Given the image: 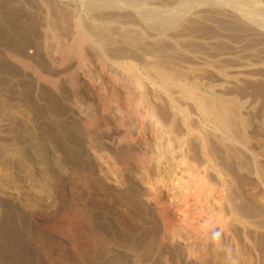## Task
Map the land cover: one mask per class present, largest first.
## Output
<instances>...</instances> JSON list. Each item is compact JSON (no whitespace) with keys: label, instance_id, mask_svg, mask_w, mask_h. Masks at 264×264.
I'll use <instances>...</instances> for the list:
<instances>
[{"label":"rangeland","instance_id":"obj_1","mask_svg":"<svg viewBox=\"0 0 264 264\" xmlns=\"http://www.w3.org/2000/svg\"><path fill=\"white\" fill-rule=\"evenodd\" d=\"M73 2L0 0V264H264V0Z\"/></svg>","mask_w":264,"mask_h":264},{"label":"bare ground","instance_id":"obj_2","mask_svg":"<svg viewBox=\"0 0 264 264\" xmlns=\"http://www.w3.org/2000/svg\"><path fill=\"white\" fill-rule=\"evenodd\" d=\"M55 2H57V3H67V2H69V1H71V0H54ZM106 1V0H105ZM219 1V0H218ZM74 2H75V0H74ZM73 2V3H74ZM78 2V1H77ZM90 2V1H89ZM223 2V1H222ZM221 2V3H222ZM80 3V2H79ZM82 3V2H81ZM95 3V2H94ZM119 3V2H118ZM201 3V2H200ZM224 3V2H223ZM262 3V2H261ZM97 4V3H96ZM114 5H115V3H113ZM117 4V3H116ZM120 4L122 5V3H119V6H120ZM155 4V3H154ZM199 4V3H198ZM202 4V3H201ZM203 4H205V2L203 3ZM99 5H101V4H99ZM103 5V4H102ZM106 5V4H105ZM118 5V4H117ZM134 5V4H133ZM156 5H157V3H156ZM162 5V4H161ZM215 5H217V4H215ZM219 6H221V7H223L224 8V10H225V12H227L234 20L236 19V20H238L240 23H241V25H243L244 27H245V29H246V32L248 33L249 32V34H261V35H264V24H262V23H264L263 21L264 20H262V21H260L259 19H258V21L257 20H255V19H253L252 18V15H251V17H248L249 16V14H253L254 15V13H250V10H247V11H249V14H248V16H246L245 15V12H247V11H243L244 13L242 14L238 9H236V8H230V7H224V5L225 4H218ZM227 5V4H226ZM225 5V6H226ZM74 6H76V4L74 3ZM107 6V5H106ZM113 6V5H112ZM125 6V5H124ZM178 6V5H177ZM209 6V5H208ZM264 6V5H263ZM116 7V6H115ZM151 7V6H150ZM232 7V6H231ZM235 7V6H234ZM257 7H258V5H257ZM260 7V6H259ZM101 8V7H100ZM109 8V7H108ZM117 9H118V6L116 7ZM120 9L122 8V7H119ZM125 9L126 8H128V7H124ZM124 8H123V10H124ZM158 8V7H157ZM165 8V7H164ZM241 9L243 8L244 9V7H240ZM239 8V9H240ZM261 8H262V6H261ZM102 9V8H101ZM113 9H115V8H113ZM119 9V10H120ZM152 9V8H151ZM240 9V10H241ZM247 9V8H246ZM245 9V10H246ZM255 9V8H254ZM106 10V9H105ZM128 10H130V9H128ZM138 10H140V9H138ZM153 10V9H152ZM157 10V9H156ZM262 10H264V9H262ZM192 11V10H191ZM251 11H253V10H251ZM92 12V11H91ZM121 12H122V9H121ZM138 12V11H137ZM176 12H178V11H176ZM186 12V11H185ZM173 13V12H172ZM260 13V12H259ZM130 14H132V13H130ZM135 14V13H134ZM134 14H132V15H134ZM185 14V13H184ZM227 14V15H228ZM257 15V13H255V16ZM259 15H261V14H259ZM171 16V15H170ZM185 16V15H184ZM138 17H140V16H138ZM179 17H181V16H179ZM259 17H261V16H259ZM171 18V17H170ZM232 18H230V19H232ZM256 18H258V15L256 16ZM261 19V18H260ZM166 20H168V19H166ZM260 21V22H259ZM171 22V21H170ZM239 23V24H240ZM152 25V24H151ZM156 26V25H155ZM171 26V25H170ZM242 26V27H243ZM167 29H169V28H167ZM244 31V30H243ZM245 34V33H244ZM80 41V40H79ZM78 47V46H77ZM82 48V47H81ZM81 53V52H80ZM134 65V64H133ZM127 66V65H126ZM131 66V65H130ZM145 66V65H144ZM152 66V65H151ZM128 67V66H127ZM153 68V67H152ZM161 68V67H160ZM170 68V67H169ZM129 69H131V67L129 68ZM163 69V68H162ZM162 69H160L159 70V68H154V69H152V70H154L155 71V73H154V76L155 77H158V78H161V79H163V80H170L171 79V77L173 78V76H171V74H170V72L168 73V74H170V75H168L166 72H164V69L162 70ZM167 69V68H166ZM128 70V69H127ZM152 70H150V72L152 71ZM172 70V69H171ZM131 71V70H130ZM173 73H175V71L173 72ZM176 74V73H175ZM182 78V76L181 75H179L178 76V79L180 80ZM183 80V79H182ZM179 82H181V81H179ZM182 83V82H181ZM181 83H179L178 84V89H179V92L180 93H182V95H184L185 93H187V91H185V89L183 88V85L181 84ZM144 84V83H143ZM143 84H138V88H139V90H140V96H141V98H143V100H142V102L141 103H139V106H138V110L137 111H139L140 113L143 111V110H148V112H149V114L148 115H150V118L152 119V121L155 123V126L157 125V126H159L160 127V129H162V131L164 132H169V131H167L168 129H171V135L173 136V137H175L176 138V133H179L181 130V126L183 125V122H178V117L176 118L175 117V114L174 113H170L169 112V110H166L165 108H164V105L163 104H161L162 103V100H159V99H161V98H159L157 101H156V103L158 102L159 103V106L161 107H157L156 106V104H153V102L151 103L150 101H149V99H148V94H146L147 93V91L148 90H146V88L147 87H144V85ZM171 84V83H170ZM140 98V99H141ZM192 98H194L195 99V101H193L194 102V104H195V106L198 108V109H200L201 111H203V113H204V115H206V118L207 117H211V118H213L214 119V121L217 123V124H219L220 126H224V127H226V129L230 132V134H232V135H234V136H237V138L239 139V142L240 143H242L243 142V140H244V138H245V133H243V134H238V133H236L235 134V132H237V129H236V124L231 120V116H230V114H229V112H228V110H227V108H225V107H223V106H221V105H219V104H217V103H215V102H212L211 100L210 101H207V100H205V99H200V98H198L197 96H195V95H193L192 96ZM157 99V98H156ZM173 112V111H172ZM177 116V115H176ZM141 117H142V115H141ZM148 121H147V116H145V117H143V124L145 125L146 123H147ZM177 123H179V124H177ZM182 124V125H181ZM187 126L188 127H190V128H192V127H196L195 125H194V123H192V122H190L189 124H187ZM197 128V127H196ZM174 130H175V132H174ZM198 131H200L201 133H206V131L205 130H201V129H198ZM238 134V135H237ZM242 135V136H241ZM178 137V136H177ZM176 139H178V138H176ZM157 159L159 160V158L157 157ZM156 161V160H155ZM159 166V164L157 163V165H156V168ZM157 171V170H156ZM154 179H156V178H159V175H158V173L156 172L155 173V177H153ZM151 183L154 185V183L151 181ZM152 184H149V186L150 187H152V188H154L153 187V185Z\"/></svg>","mask_w":264,"mask_h":264}]
</instances>
